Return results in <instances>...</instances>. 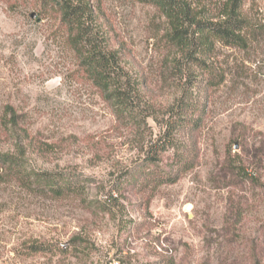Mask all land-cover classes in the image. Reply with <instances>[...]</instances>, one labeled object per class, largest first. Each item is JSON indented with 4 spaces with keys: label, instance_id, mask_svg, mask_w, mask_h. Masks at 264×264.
Instances as JSON below:
<instances>
[{
    "label": "rangeland",
    "instance_id": "374dc122",
    "mask_svg": "<svg viewBox=\"0 0 264 264\" xmlns=\"http://www.w3.org/2000/svg\"><path fill=\"white\" fill-rule=\"evenodd\" d=\"M67 1L118 56L129 111L88 78L53 2L0 0V153L80 190L0 170V264H264V0H239L240 45L191 61L151 4ZM182 1L213 23L231 7Z\"/></svg>",
    "mask_w": 264,
    "mask_h": 264
},
{
    "label": "trees",
    "instance_id": "16d2710c",
    "mask_svg": "<svg viewBox=\"0 0 264 264\" xmlns=\"http://www.w3.org/2000/svg\"><path fill=\"white\" fill-rule=\"evenodd\" d=\"M48 1L53 2L59 8L61 22L67 28L69 44L79 57L80 65L87 73L88 78L102 95L114 105L119 115L128 113L129 98L128 93H126L128 79L125 78V74L120 68L116 53L108 51L104 41H102L103 38L97 36L91 24L88 25V19L91 18L89 17L90 11L86 10L82 4L74 5L67 0ZM138 1L153 5L168 19L170 26L168 41L178 51L185 52L187 61L191 58L190 52L188 53L187 50L194 49L193 55L195 56L197 53H201L202 48L210 45V42L221 43L224 46H238L242 43L239 34L244 29V21L240 19L237 9L239 0H230V9L222 13L220 20L216 23L196 19L190 8L184 5L182 0ZM185 105L187 103L182 107L180 114L182 120L189 114V108ZM177 123V121L172 122L166 126L165 131L171 135L174 132L177 133L180 127ZM158 141L161 142L162 138ZM150 149L152 148L150 147ZM161 153L162 148L156 151L150 150L151 155L148 158V163L156 164ZM0 170L3 175L15 177L22 186L28 187L27 189L36 185L56 195L64 192L80 193L79 184L75 180L49 173H38L32 176L26 174L25 163L21 157L0 153ZM168 179L165 181H172L170 178Z\"/></svg>",
    "mask_w": 264,
    "mask_h": 264
},
{
    "label": "water",
    "instance_id": "95a60500",
    "mask_svg": "<svg viewBox=\"0 0 264 264\" xmlns=\"http://www.w3.org/2000/svg\"><path fill=\"white\" fill-rule=\"evenodd\" d=\"M30 17L33 18L34 17V14H31ZM38 22H39V20H38Z\"/></svg>",
    "mask_w": 264,
    "mask_h": 264
}]
</instances>
